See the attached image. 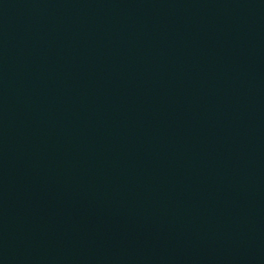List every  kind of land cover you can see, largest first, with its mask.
Masks as SVG:
<instances>
[{"label":"water","instance_id":"95a60500","mask_svg":"<svg viewBox=\"0 0 264 264\" xmlns=\"http://www.w3.org/2000/svg\"><path fill=\"white\" fill-rule=\"evenodd\" d=\"M0 264H264V0H0Z\"/></svg>","mask_w":264,"mask_h":264}]
</instances>
